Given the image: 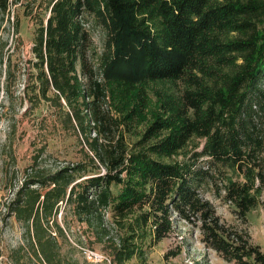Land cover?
<instances>
[{
	"label": "trees",
	"instance_id": "trees-1",
	"mask_svg": "<svg viewBox=\"0 0 264 264\" xmlns=\"http://www.w3.org/2000/svg\"><path fill=\"white\" fill-rule=\"evenodd\" d=\"M11 3L0 0V32ZM90 17L107 35L99 64ZM36 18L24 93L58 110L82 159L29 166L3 219L47 264L62 263V203L113 264H146L179 221L228 264H264L249 230L264 193V0H41Z\"/></svg>",
	"mask_w": 264,
	"mask_h": 264
},
{
	"label": "rangeland",
	"instance_id": "rangeland-1",
	"mask_svg": "<svg viewBox=\"0 0 264 264\" xmlns=\"http://www.w3.org/2000/svg\"><path fill=\"white\" fill-rule=\"evenodd\" d=\"M40 1L12 0L0 32V256L7 245L15 244L12 239L15 240L14 235L20 229L13 219L5 221L3 218L8 212V203L25 180L28 167L37 161L41 168L53 170L82 159L77 136L58 122V110L51 103L32 102L34 97L31 91L28 95L24 93L25 86L33 83L31 74L35 70L32 60L35 56L32 48ZM86 26L93 41L95 56H91L92 63L99 64L107 40L106 31L92 17L87 19ZM174 89L178 91L179 87L174 86ZM197 143V150H200L203 142L197 140ZM204 196L213 203L217 214L225 221L241 225L232 207L217 199L213 191L206 190ZM249 221L252 238L264 252V193L260 205L250 213ZM58 224L64 236L55 226H52V231L59 240L61 264H96L84 256L83 249L109 256V251L95 242L87 223L74 217L71 208L64 203L61 204ZM177 249L181 250L178 256L165 258L166 254ZM25 263L29 264L28 260ZM128 264L140 262L133 259ZM146 264L228 263L215 251L205 247L196 227L179 221L174 223L168 237L151 248Z\"/></svg>",
	"mask_w": 264,
	"mask_h": 264
},
{
	"label": "crops",
	"instance_id": "crops-1",
	"mask_svg": "<svg viewBox=\"0 0 264 264\" xmlns=\"http://www.w3.org/2000/svg\"><path fill=\"white\" fill-rule=\"evenodd\" d=\"M11 219L20 225V229L19 232L17 230L14 235L15 240L12 239L15 244H9L4 249L3 254L0 256V264H26L25 260H28L29 264H47L41 255L38 254L39 252L36 251V247H30L28 244L29 241L23 237V228H21V224L17 222L15 217H11ZM21 229L22 232L20 231Z\"/></svg>",
	"mask_w": 264,
	"mask_h": 264
},
{
	"label": "built area",
	"instance_id": "built-area-1",
	"mask_svg": "<svg viewBox=\"0 0 264 264\" xmlns=\"http://www.w3.org/2000/svg\"><path fill=\"white\" fill-rule=\"evenodd\" d=\"M84 256L96 264H113L112 258L91 249H83Z\"/></svg>",
	"mask_w": 264,
	"mask_h": 264
}]
</instances>
